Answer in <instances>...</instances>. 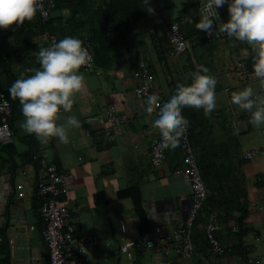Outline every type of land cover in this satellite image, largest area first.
Segmentation results:
<instances>
[{"label":"crops","instance_id":"1","mask_svg":"<svg viewBox=\"0 0 264 264\" xmlns=\"http://www.w3.org/2000/svg\"><path fill=\"white\" fill-rule=\"evenodd\" d=\"M202 1L205 0H155L146 15L141 18L138 34L134 32L129 36L128 44L118 49L111 62L104 67H95L94 71L81 69L86 77V88L77 94L72 112L62 113V117L74 114L81 126L69 132L67 143L52 138L48 145L55 163L66 174L68 191L63 200L73 215L75 236L90 234L98 238V242L88 249L86 255H75L70 258L69 264H140L161 260L155 257L157 254L155 252L162 253V259L168 258L182 264H232L236 260L238 254L234 251L216 257L206 248L194 251L190 258L182 259H177L171 249L156 251L136 246L132 249L131 258L120 250L122 239H138L142 235L139 216L133 210L132 198L120 195L121 190L131 185L137 187L134 193L140 194L141 207L147 220L146 230L150 225L148 212L157 210L162 213L167 203L183 198L178 203L177 210L185 217L190 204L189 184L180 173L174 172L176 168L184 166L181 145L174 150L165 149V158L161 163L155 165L151 162L150 142L159 136V130L152 126L157 118L153 112H147L145 101L138 98L133 91L131 73L134 65L130 57L138 53L139 58L148 57L158 64L160 48L154 41L156 38L154 28L161 33L163 19L166 16L176 18L181 12L183 17L179 19L180 23H190L199 19L198 6ZM64 13L69 12L65 10ZM224 17L229 19L227 10ZM25 26L26 22L22 26L13 25L14 34H9L8 29H0V69L4 58L8 60L9 55L5 57L8 50L13 52L9 57L13 67L17 69L26 58L36 59L33 53L40 48V44H37L38 47L33 45L36 44L35 41L40 40L41 31L45 30L37 32L31 43H25L21 42L23 38L21 29ZM32 43L33 45L29 46ZM189 43L191 44V40ZM219 43L222 44L221 50ZM234 44L232 39L220 38L197 46L195 52L189 51L181 56L171 55L168 59L162 58L160 63L164 69L157 72L152 90L157 95L171 96L178 83L191 82L190 79L185 80V77L196 70L195 64L207 67L210 74L217 79L216 109L206 117L203 110H199L204 115L201 117L203 122L200 128L203 131L202 139L204 142L206 140L219 146L221 143L228 144L229 159L233 167L231 188L237 187L236 190H240V200H244L248 207L247 214L240 219L237 209L230 210L231 213L225 216L220 211L221 230L218 237L225 247L240 249V246L251 245L252 254H257L261 264H264V153L251 161L242 156L245 149L264 144V127L254 128L249 123L250 114L231 103V93L244 87H252L255 93L262 94L257 80L245 84L234 76L232 61L237 57ZM17 46H21V51ZM240 52L245 51L241 49ZM17 64L20 66L16 67ZM31 68L38 66L33 65ZM22 72L28 74L26 69ZM107 106H114L128 115L125 129L109 141L103 139L99 123L84 121V117L101 113ZM22 120V115L16 116L13 137L18 149L28 144L30 135L20 129L19 122ZM59 122H63L62 119ZM191 146L196 158L197 150L192 143ZM222 149L218 148L216 151ZM42 176L40 166L36 169L34 164L25 162L19 165L15 175L9 178L11 183L22 180L28 190L25 197L13 195L6 206V224L3 227L7 242L12 238L15 246H28L27 249H14L10 253L8 243L9 264H46L44 261L27 259L30 255L46 253L41 236L44 221L40 219L41 216H36V207L39 206L32 198L34 182L37 183ZM228 181L226 180V185ZM207 220L208 217L198 219L196 226L194 222L190 235L194 232L195 236L202 238L201 231L204 232ZM28 222L34 226L33 229L23 225ZM233 227L236 230H232ZM170 232L171 228L164 226L163 234ZM257 233L260 239L255 241L254 236Z\"/></svg>","mask_w":264,"mask_h":264},{"label":"clouds","instance_id":"2","mask_svg":"<svg viewBox=\"0 0 264 264\" xmlns=\"http://www.w3.org/2000/svg\"><path fill=\"white\" fill-rule=\"evenodd\" d=\"M226 4L229 19L223 22L217 9ZM41 7L42 0H0V28L22 26L33 20ZM199 16L196 23L199 31L209 35L215 32L249 45L254 78L264 89V0H207ZM45 31L56 36V42L45 47L41 40L35 41L44 45L33 53L39 67L26 69L27 75L22 72L9 92L21 106L20 129L34 135L49 149L52 138L67 143L69 132L81 126L74 114L62 117V113H71L77 94L85 90L86 77L81 69L89 65L92 57L83 40L73 36L58 40L55 33ZM188 79L190 83L177 84L166 102L161 104L157 94L149 95L145 101L148 113L158 109V118L152 126L159 130L158 147L162 149L174 150L179 146L183 130L190 123L182 115L184 108L202 109L205 116L216 109L218 81L210 70L200 65L185 77ZM231 103L250 114L249 123L254 128L264 127V95L255 93L252 87H244L231 93ZM61 119L63 122L58 123Z\"/></svg>","mask_w":264,"mask_h":264},{"label":"built area","instance_id":"3","mask_svg":"<svg viewBox=\"0 0 264 264\" xmlns=\"http://www.w3.org/2000/svg\"><path fill=\"white\" fill-rule=\"evenodd\" d=\"M202 4L206 5L207 0L200 3L198 10H200ZM54 6L55 0H42V7L40 11H38V14L43 21L48 20L50 12ZM226 10V5L217 9L218 16L223 22H227L228 20L224 17ZM162 22L171 47V53L173 55H180L187 49L188 43L184 32L179 27V21L173 17H166ZM204 36L209 42L225 37L218 35L215 32L211 35L204 32ZM39 39L44 42L45 47L56 42V36L50 35L46 31L40 33ZM83 42L88 48L92 59L89 65L82 69L85 71H92V65L94 63L93 54L91 53L86 40ZM140 65L142 69L135 72V75L138 77V83L135 85L133 91L138 98L146 101L149 95L155 94L152 90L153 76L143 61H140ZM197 67L198 66L195 64V69H197ZM232 70L236 79H239L241 83L248 84L253 80H257L254 78L253 71H250L245 66L241 56H237L233 59ZM259 89L260 93L264 95V89H262L260 85ZM158 96L161 104L168 100L163 95ZM10 112L11 105L9 99H7L3 93H0V144L13 141L14 132L8 122ZM153 113L156 118H158V109H154ZM127 120L128 115L117 109L115 110L113 106H109L101 113L84 117L86 123L100 124L99 131L103 135V139L106 141L113 139L117 133L122 132L125 129ZM160 141L161 137L159 135L157 138H153L150 142L151 162L155 165L161 163L165 157V149L158 147ZM180 145L184 166L176 168L174 172L180 173L190 187V204L186 215L185 217H182L177 210V205L183 198H180L181 200L179 201L172 200L167 203L162 213L157 212V210L148 212L150 225L141 237L139 239H122L120 250L129 258L133 257L132 249H135L136 246L156 251H167L168 249H171L177 259L190 258L192 256L191 254L194 246L191 241L190 231L200 212L203 201L206 198L207 190L199 172V167L193 153L187 128L183 130ZM261 153H264V144L262 146L245 149L242 156L244 159L251 161ZM34 157L38 161L40 170L43 171V176L36 183V191L37 194L44 199L40 208V215L44 221L41 236L46 246V253L42 255H30L27 259L30 261H44L46 264H69L70 258L75 255H86L88 249L98 242V238L96 235L90 234L75 236L73 215L63 200V197L68 191L66 174L55 163L52 151L44 147L41 148V150H38ZM13 176L14 175L8 171H5L4 173L0 172V227L5 226L6 224L5 210L10 196L15 195L22 198L25 197L28 192L22 180L15 181L14 183L10 182L9 178H12ZM23 225L29 229L34 228L29 222L24 223ZM164 226H169L171 228L169 234H163ZM220 230L221 223L219 220V211L213 210L208 215V220L204 226V233L209 246V251L216 257L225 256L232 252L231 247H225L220 242L218 237V232ZM232 230L236 229L233 227ZM254 239L255 241L259 240L260 235L258 233L255 234ZM3 242H7V239L0 235V244ZM8 243L11 248L10 253H12L14 249L28 248V246L24 245L15 246L12 238L8 240L7 244ZM247 249L252 250L251 245H248ZM140 264L182 263H176L172 259L167 258L151 262H142ZM232 264H261V261L257 254L249 252L247 256L240 254L237 255L235 262Z\"/></svg>","mask_w":264,"mask_h":264},{"label":"trees","instance_id":"4","mask_svg":"<svg viewBox=\"0 0 264 264\" xmlns=\"http://www.w3.org/2000/svg\"><path fill=\"white\" fill-rule=\"evenodd\" d=\"M154 1L155 0H55V6L51 10L50 16L46 22H41L38 12L33 20L25 21L26 26L25 28L21 29V32H23V38L21 42L31 43L32 38L36 35L37 32H40L42 29L55 33L58 37V40L72 34L73 37L79 38L83 41L86 40L88 47L93 54L94 63L92 65V71H94L96 69L95 67H104L107 63L111 62L118 49L121 46L128 44V38L132 33L135 32L136 34H138V31L140 29V20L152 7ZM65 10L69 13L65 14ZM182 17L183 12H181L178 17L173 18L178 20L180 23ZM199 19H196L190 23H180L179 27L184 32L188 43L187 49L183 53H181L180 56L189 51L195 52L197 46L205 43H211L207 40V38H205L204 33L202 31H199L196 27V23L199 22ZM161 25V33H159V30L157 29V31L155 28L153 32L156 36L154 41L158 43V47L160 48L158 52V56L161 58H159L160 62L162 58L168 59L169 56L173 55L171 53V47L168 38L165 34V27L163 25V22H161ZM8 33L14 34V29L12 28V26L8 28ZM224 38L228 40L227 37H223V39ZM188 39L191 40V44L189 43ZM232 40L235 43L234 49L237 51L236 54H242L237 56H241V59L244 62L245 66L250 71H253V53H251L249 45L244 42L236 41L234 39ZM37 44H40V48L44 47V45L39 42H36L35 45H33L32 43L29 46L33 45L35 47H38ZM17 47L18 50L20 49L21 51V46ZM241 49H243L245 52H240ZM18 50L16 51L18 52ZM12 53V51L8 50L5 54V57L7 56V54L11 56ZM244 53L246 54L245 56L243 55ZM9 56L8 60L4 58L2 68L0 69V93H3L4 96L10 101L11 112L8 117V122L14 132V129L16 128V116L22 115V112L19 101L11 96L9 89L13 82L17 78H19V75L23 70L31 68L33 65L39 67V65L37 64L36 59L32 57V59L34 60L33 61L30 57H28L25 60L22 59L23 62L20 63L21 66L18 64L16 65V67L20 66L17 69L13 67V62L10 61L11 58ZM130 61L134 65L131 73V77L133 79V89L138 83V77L135 75V72L142 69L140 61H143L147 69L151 72L153 76L152 83L154 81V78L156 77L157 72H159V69H164L162 63L159 62L158 64H156L148 57H145L144 59L139 58L138 53L130 57ZM163 96L167 99H169L170 97L165 95ZM108 107L109 106H107V108ZM113 108L115 110L117 109L114 106ZM182 114L190 122L189 126L187 127L189 139L194 146V149L197 150L198 155H196V159L198 166L201 169V178L207 190L206 198L195 220V226L198 219L202 217L207 218L210 212L215 209L219 212L222 211L223 216L230 214V210L237 209L239 210L238 218H242L247 214L248 207L244 200H240V190H236L237 187L231 188L233 185L231 179L233 167L231 165V159H229V153L227 149L228 144L221 143V146H219L213 142H206V140L204 142V140L202 139L203 131L200 130V128L202 127L201 122H203V120H201V117H204V115L202 114V112H199V110L193 108H184L182 110ZM206 143L208 144L206 145ZM41 147H43V145L37 140L34 135L28 136V144L23 148L19 147L18 149L14 137L13 141L10 143L0 144V172L9 170L11 171L12 175H15L16 168H18L19 165L24 164L25 162L34 164L35 168L37 169L39 167V164L34 156L38 150H41ZM44 147L46 148V146ZM218 148H223L225 150L222 149L221 151H216ZM226 180L231 181H229V183L226 185ZM33 187L34 193L32 194V198L34 203L39 206L36 207V216H41L40 208L44 202V199L37 194L36 182H34ZM136 189L137 187L135 185H131L121 190L119 194L131 196L133 201V210L139 216L140 233L143 234L147 228V220L141 207L140 194L139 192L134 193ZM12 196L13 195H11L10 198ZM4 230L5 227H0V235L4 236L5 238L6 234ZM201 232L202 238L195 236L194 232L191 235V240L194 246L193 252L201 251V249L203 250L206 248L207 251L211 253L209 251V246L205 238V233L203 231ZM139 238L140 237H138V239ZM138 250L139 249H136V251ZM231 250L238 255L240 254L244 256H247L249 252H251V250L247 249L246 246H240V249L231 247ZM0 264H9V247L7 242H3L0 244Z\"/></svg>","mask_w":264,"mask_h":264},{"label":"rangeland","instance_id":"5","mask_svg":"<svg viewBox=\"0 0 264 264\" xmlns=\"http://www.w3.org/2000/svg\"><path fill=\"white\" fill-rule=\"evenodd\" d=\"M202 2H203V1H202ZM216 41H217V40H216ZM218 45L220 46V50H221V49H222V44L219 43ZM236 55H240V53H238V54H236ZM198 58H199V57H198ZM231 177H232V175H231ZM231 179H233V177H232ZM229 181H230V180H229ZM229 181H228V183H229ZM155 253H157L156 256H155L157 259H162V258H163V254H162V253H158V252H155ZM234 262H235V261H234Z\"/></svg>","mask_w":264,"mask_h":264}]
</instances>
